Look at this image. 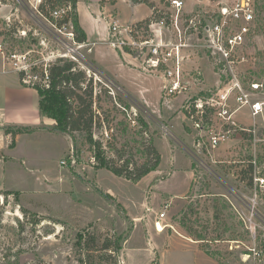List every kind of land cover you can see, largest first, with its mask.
<instances>
[{"label":"rangeland","instance_id":"obj_1","mask_svg":"<svg viewBox=\"0 0 264 264\" xmlns=\"http://www.w3.org/2000/svg\"><path fill=\"white\" fill-rule=\"evenodd\" d=\"M41 1L0 0V44L10 61L12 53L30 52L28 59L37 61L51 51H67L63 42L67 30L61 33L53 27L60 20L52 14L45 17ZM119 1L120 14L110 8L104 15L106 29L93 30L85 19L90 45L87 40L79 49L84 62L75 60L79 68L85 65L98 73L91 72L101 96L95 104L101 125L93 136L102 142L105 155L118 163H143L150 144L160 151L161 162L135 182L96 165L95 148L86 132H77L76 140L49 129L24 132L18 143L10 144L16 145L13 151L0 134V150L16 157L0 158V264H85L81 258L87 252L77 246L81 232L104 238L130 231L119 253L120 264H206L210 253L219 264H264V186L254 179L249 188L239 179L250 156L255 176L264 178V113L252 116L243 107L227 137L210 148L205 133L194 127L189 108L222 85L226 74L221 66L218 69L220 62L201 47L202 34L184 38L178 31L166 30L164 43L186 44L180 49V88L170 93L174 82L169 67L152 66L150 48L110 44L122 38L110 34L114 18L144 19L152 9L147 3L134 8L129 0ZM149 1L164 14L175 11L169 0ZM185 4L183 18L217 9L214 0H185ZM262 5L258 0L257 26L245 45L255 59L239 66L243 78H261L264 73ZM81 8L87 7L83 3ZM70 17L67 27L76 33ZM142 31L139 42L156 38L147 29ZM32 71L40 74L41 65ZM244 83L248 85L247 80ZM243 128L250 133L254 129L253 140ZM164 210L168 227L158 231L155 223ZM189 227L205 240L190 236ZM94 254L95 264H115L109 253Z\"/></svg>","mask_w":264,"mask_h":264},{"label":"built area","instance_id":"obj_2","mask_svg":"<svg viewBox=\"0 0 264 264\" xmlns=\"http://www.w3.org/2000/svg\"><path fill=\"white\" fill-rule=\"evenodd\" d=\"M169 1L175 9V11L171 10L169 22L164 17L159 21L153 20L148 25V31L154 34L156 38L151 37V39H144L139 42L137 35L143 32V27L139 28L135 23H123L118 18H114L111 22L110 34L112 37L120 35L122 38H118L116 41L115 39L114 41L111 40L110 44L113 46L119 44L150 48L149 61L152 66L159 68L163 64L170 68L166 69L174 82L170 87V93H175L180 88L182 69L180 49L186 44L181 42L169 46V42H163V33L166 30L174 33L178 31L184 38L193 33L202 34L201 47L218 59L226 78L214 94L193 102L189 108V115L194 127L207 136L208 146L216 148L235 126V114L243 107H248L252 116L264 113V73L261 78H243L239 73V66L255 59L247 51L245 45L257 26L256 8L258 0H216L217 9L215 12H210L207 15L205 10H200L188 14L185 18L181 16V12L186 6L185 0ZM70 11L71 6H62L52 11L51 14L59 20L68 16ZM182 20L184 21L182 22ZM69 22L52 23L53 27L61 33L67 30V40H63L67 49L64 54L60 51H51L37 61L28 59L30 52L10 54V62L17 72L23 74L22 81L24 84L33 87L36 82L42 80L48 86L47 82L50 80L49 67L59 57H72L80 63L84 62L79 56V49L86 44L78 41L74 30L68 29ZM173 46H176L175 49L172 48ZM174 50L176 52L173 56ZM0 52L6 56L1 44ZM7 59L9 60V58ZM37 64L41 65L40 74L32 71L33 66ZM81 69L87 71L90 77H92V73L94 76H98V73L92 71L90 67L84 65ZM245 80L248 81V85H245ZM254 124L256 123L254 122ZM218 125H221L222 128H219ZM253 130L250 129L252 133ZM255 177L260 186H264V178ZM165 217L166 210L160 213L155 223L158 231L161 230V227L163 229L168 227V224L163 222Z\"/></svg>","mask_w":264,"mask_h":264},{"label":"trees","instance_id":"obj_3","mask_svg":"<svg viewBox=\"0 0 264 264\" xmlns=\"http://www.w3.org/2000/svg\"><path fill=\"white\" fill-rule=\"evenodd\" d=\"M107 1L113 0H101L100 4L104 5ZM132 1L134 3H147L153 9L151 16L135 23L139 28L143 27L148 30V25L153 20L159 21L164 17L167 21L170 20L171 11L164 14L165 10L159 9V6H156L155 2H150L149 0ZM159 1L162 3L166 2V0ZM78 2L79 0H42L39 7L43 10V15L49 17L54 10L49 12V10L46 9L47 5L53 9L60 3L64 6L71 5L72 10L69 12V15L65 16L63 19H59L60 21L58 24L71 20L70 14H72L77 39L81 43H86L88 40L87 33L80 25L78 19ZM148 2H150V4ZM167 5H169V3H167ZM260 10L261 12H259V14L261 16V13L264 12V0L263 5L260 6ZM220 66L221 65H219V67L217 66L218 69ZM22 75L23 74L20 73L21 79ZM49 76L50 80L47 82L48 86L42 80L36 82L33 86L39 92L40 114L42 116H48L56 121L54 125H42V128L49 129L56 133L68 134L75 140L77 132L88 133L89 141L95 148L96 165L101 168H108L115 174L132 181L138 182L149 172L158 168L161 162V153L154 144L147 146V159L141 164L134 163L131 160L118 163L115 159H110L105 155L102 142L100 140H95L93 136L94 129L101 125V117L99 116V112L95 109V104L101 96L96 93L93 77H90L85 70L79 68L75 60L65 57L58 58L49 67ZM105 91L107 92L108 90ZM140 120L146 125L143 119ZM41 127L10 126L7 127L5 131L7 134H12L16 137L18 134L33 132ZM261 131L264 132V130ZM244 133L248 138L253 140L252 132L250 133L244 130ZM255 170L254 159L250 156L247 168L239 171V179L244 181L249 188L254 187ZM106 196L113 199V196L109 193L106 194ZM186 217L187 216H184L185 220L187 219ZM219 217L220 215L218 214L217 218ZM183 224L185 225V223ZM130 232L122 235H107L104 238H99L94 232H81L77 237V246L81 248V250L87 252L86 256L81 258V261L85 264H95L97 256L94 254V251H99L105 252L106 254L109 253V256L114 259L115 264H120L119 253L122 250L123 243L130 235ZM187 232L190 236L194 234L197 240H205L202 234L197 232V230H193L191 227L188 228ZM210 255L212 256L211 253Z\"/></svg>","mask_w":264,"mask_h":264},{"label":"crops","instance_id":"obj_4","mask_svg":"<svg viewBox=\"0 0 264 264\" xmlns=\"http://www.w3.org/2000/svg\"><path fill=\"white\" fill-rule=\"evenodd\" d=\"M101 0H79L78 4V15L79 23L87 33L88 43L89 41V28L85 25V19L90 21L93 30L96 29H106L104 25V15L110 8L115 9L118 14H120L119 0L107 1L104 5L100 4ZM132 7L137 8L141 5H146V3H134L129 0ZM85 4L87 8L82 10L81 5ZM151 8V7H150ZM147 17L151 16V11ZM146 17V18H147ZM121 20V18H118ZM145 19V18H144ZM144 19H137L135 21L121 20L123 23L131 22L136 23ZM111 37V35H110ZM2 58H0V134L4 135L6 143L8 142L9 147L12 142L18 143L20 138L24 133L18 134L16 137L12 134L6 133L7 127L14 126H42V125H54L56 121L48 116H42L39 110V92L32 86L23 83L20 73L17 72L13 66H9L10 60L0 52ZM18 73L17 75H15ZM40 130H45L46 128H39ZM12 151L16 148V145L10 147ZM4 153L3 149L0 150V158L4 159L11 157L15 159L14 155ZM22 157V155L20 156ZM24 158V157H22ZM6 161V160H5ZM204 254L203 250L198 248ZM207 259L206 264H219L217 260L206 254Z\"/></svg>","mask_w":264,"mask_h":264},{"label":"bare ground","instance_id":"obj_5","mask_svg":"<svg viewBox=\"0 0 264 264\" xmlns=\"http://www.w3.org/2000/svg\"><path fill=\"white\" fill-rule=\"evenodd\" d=\"M162 228V227H161Z\"/></svg>","mask_w":264,"mask_h":264}]
</instances>
